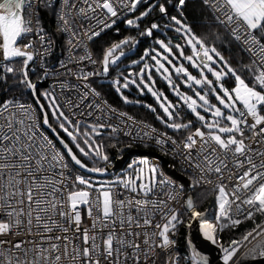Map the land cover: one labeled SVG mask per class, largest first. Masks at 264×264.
<instances>
[{
  "label": "snow or ice",
  "instance_id": "6c2138e0",
  "mask_svg": "<svg viewBox=\"0 0 264 264\" xmlns=\"http://www.w3.org/2000/svg\"><path fill=\"white\" fill-rule=\"evenodd\" d=\"M170 2L0 0V59L14 62L2 66L0 82L6 83L10 74L30 91L39 108L37 112L33 104L15 97L0 101V264H156L160 255L157 249L167 254L164 264H210L209 258L192 240L188 241L189 256L181 257L173 251L176 241L172 237L185 221L171 205L178 202L183 186L177 190L171 181L163 178L157 165L141 159L138 164L142 167L128 166L134 174L113 182H94L91 177L79 174L73 176L65 153L56 147V141L80 169L101 174L106 169L85 164L61 132L80 155L107 162L104 146L94 137L102 135L101 129L110 128L112 134L122 129L104 120V109L100 105L85 104L88 93L80 94L78 100L67 95L61 104L54 91L37 95V84L28 74L30 62L36 56L43 59L53 45L41 25L42 11H51L56 18V31L70 37L67 40L68 60L60 65L67 71L60 75L87 80L94 74L108 73L109 66L125 55L124 46L132 44L134 38L126 37L113 43L102 60L97 61L90 54L74 55L83 43L81 37L93 40L112 28L121 15L135 13L139 6L147 5L135 18L125 21L128 27L139 29L140 23L156 10L168 17L167 4ZM187 3L188 0H176L174 6L181 16ZM201 3L211 9L228 42L238 49L239 66L233 67L215 45L208 46L176 16L170 19L191 54H185V44L173 46L170 42L156 40L167 55L155 49V55H151L155 70L201 127L192 130V121L183 122L181 105L169 102L162 92L145 82L147 76L154 84L150 74L153 66L148 63L136 74L139 82L125 78L122 84L119 80L114 83L117 92L130 85L137 88L142 85L156 98L166 117L158 116L157 119L176 132L187 131L182 148L171 136L156 133L154 128L143 134L137 132L136 137L141 141L154 140L161 149L169 142L176 145L173 151L182 155L187 166L199 173L190 187L201 183L214 185L212 190L217 192L215 222L198 211V204L188 196L184 204L189 214L187 227L192 228L191 221H198L203 238L221 248L223 264H236L234 258L245 242L252 244L248 255L264 257V225H257L227 247L218 238L224 229L239 226L241 216L253 221L257 214L264 216V148L261 147L264 145V0H201ZM159 28L158 23H151L141 35L152 37L154 30ZM32 35L40 41L39 50L35 41L28 39ZM216 38L221 39L219 35ZM149 55L148 51L144 53L145 57ZM245 58L246 63L243 62ZM85 59L92 64L101 63L102 72L84 73L68 68L69 63L76 60L82 63ZM181 60L187 61L188 66L180 63ZM165 62L178 77H183L180 84L172 79ZM16 63L21 66L16 67ZM189 67L197 69L198 74L193 75ZM209 73L214 79L209 78ZM44 75H49L47 69ZM228 76L234 79L231 89L224 83ZM181 84L193 95L182 92ZM59 87L61 94L77 90L70 79L62 81ZM41 97L46 104L41 102ZM211 98L218 103H213ZM122 99L129 103L126 97ZM82 107L100 113L95 116L96 122L77 119V110L81 117L93 115L92 111L81 110ZM109 111L115 112V109ZM151 111L156 109L151 108ZM49 114L56 121V127L50 122ZM118 115L126 116L125 113ZM110 119L112 117L108 116ZM41 125L51 130L55 141L45 134ZM124 135L132 136L133 133L129 128ZM213 174L214 180L210 178ZM85 216L91 221L90 225H85Z\"/></svg>",
  "mask_w": 264,
  "mask_h": 264
},
{
  "label": "built area",
  "instance_id": "2783aa9c",
  "mask_svg": "<svg viewBox=\"0 0 264 264\" xmlns=\"http://www.w3.org/2000/svg\"><path fill=\"white\" fill-rule=\"evenodd\" d=\"M188 1H195V0H188ZM199 2H201V0H197ZM208 12L210 13V15L213 18V14L211 12V9L207 8ZM59 10V8L57 9ZM175 10L177 11L176 7ZM179 14V11H177ZM133 13H125L123 15H121L117 21L116 24L110 28V29H106L104 32H102L100 34V36L104 35L105 33L112 31L113 33H117L118 29H117V25L122 22L124 19L128 18L130 15H132ZM49 13L45 11H42L40 13V21H41V25L44 28L45 23H47V21H49ZM179 16L181 17V14H179ZM50 19H51V23L52 26H54L55 28L57 27V22H56V18L52 15V13L50 14ZM214 19V18H213ZM215 21V20H214ZM216 22V21H215ZM221 26V25H220ZM222 27V26H221ZM223 28V27H222ZM45 29V28H44ZM224 30V29H223ZM48 37L50 39L53 40V45H52V49L50 52H48L43 59L41 58V56H36L35 60L33 62H31L30 66H29V71L28 73L31 74L32 76V81L34 83L37 84V88L41 89L42 92L44 91H54L55 94L57 96L60 97V103L63 104L64 103V97L67 95H71L73 98H77L80 94L82 93H88V99L85 101V104H98L101 106V108L104 109V114H103V118L105 121H107L108 123L118 126L120 129H122V131H119L115 134L111 133V129L110 128H105L102 130V133H104L105 135H109L115 139L118 140H123L125 141L130 150L128 152H126L124 155H122V157L120 158V162L124 164V167L127 164H135L138 160L143 159H147L149 161L150 164H154L157 165L159 168V171L162 173V176L164 179L171 181L177 190L180 189V186H183V190L180 194V197L178 198V202H172V207L177 209L178 211H180V209H185L184 207V202H185V197L187 195V192L184 188V185L177 181L173 176L170 175L171 171H176L182 175H184L185 177H187L190 182L192 183L193 178H198L199 177V173L194 171L192 168L188 167L187 164L184 162L183 160V156L182 155H178L176 154L173 150L176 149V145L171 144L170 142L168 144H166L164 146L163 149H161L160 146L155 144L154 140H144L141 141L138 137H136V133L140 132L141 134H143V132L145 131H151V129H155L156 133H166L164 131H161L147 123H144L140 120H137L136 118L127 115L123 118L119 117V113H123L119 110H116L113 106H111L109 103L106 102V100L104 98H102L100 96V94L93 88V86L90 84V82L88 81V79L91 77L89 76L87 80L84 79H76L75 77H67L66 75H60V73L66 72L67 70L64 68H61V62H66L68 60L69 57V52H68V45H67V40L70 38L67 34L64 33H59L60 37L62 38V49L61 51H58V44L55 41L54 37L52 36V34L50 32H48L46 30ZM95 37L93 40H88L87 37H81L82 39V45L81 47H79L74 55L76 57L79 56H84L86 54H90L93 60H96L94 54H93V50H92V44L100 37ZM28 39L34 40L36 43V48L39 50L40 49V41L38 39V37L36 35H32L30 36ZM169 41L175 44H184L182 38L180 35L178 34H174L169 38ZM28 40H25V43H27ZM68 68H71L73 71L76 72H92V73H100L102 71H100V67H99V63L96 64H92L91 61L85 59L82 63L79 62L78 60L73 61L72 63L68 64ZM45 69L48 70L49 75L45 76L44 75V71ZM128 72L131 71H127L126 75L129 76ZM102 74H94L92 76H96V77H100ZM71 84H73L74 86H77V90L72 91L71 93L64 91L63 94H61V89L59 87L60 83L62 81L65 80H69ZM96 93H98L99 95H96ZM6 94V88H0V101L6 100L4 98ZM26 103H30L33 104L34 107H36L34 105V103L28 102V101H24ZM176 105H181L179 102L176 103ZM181 108V107H180ZM109 109H115V112H110ZM37 110V108H36ZM83 111L87 112V111H92L93 115L90 117H81L78 115L80 110H77V119L80 120H84L85 123H94L95 121V116L100 114L98 113L95 109H87V108H83ZM65 111H67V109H65ZM38 112V110H37ZM108 116H111L112 119L108 120ZM127 117H132V120H128ZM123 121V122H122ZM132 131L133 135L132 136H126L124 135V131L127 130ZM42 130L45 132L46 135H48L51 139L52 137L42 128ZM156 133H154L153 135H155ZM168 136H171L173 139H175L177 141L178 144H181V148H182V141L183 139H177L174 136L166 133ZM56 147L58 149H60L57 144ZM262 148H264V145H261ZM177 152H179L180 150L177 149ZM147 152V153H145ZM151 153V154H149ZM127 156L126 160H124V156ZM66 161L68 162L67 158L65 157ZM164 159L166 160V163L164 162ZM117 164V162H115ZM115 163L113 164H107L105 165V169L107 170V173L110 174L111 179H113L116 176L115 171ZM69 164V168L71 169V172L73 174V176L77 175L74 170L72 165L68 162ZM211 179H215V175L213 174L211 177ZM231 186V185H230ZM214 185L212 184H207V183H201L199 185H196L193 187L192 189V193L193 195L199 191H205L209 194L207 201L206 202H202V203H197L198 204V211L200 212H204L206 215V218L215 222V216L217 214V206H216V195L217 192L213 191ZM186 215H184V219L187 220V223L189 222V214L187 213L186 210ZM181 214V212H180ZM261 224L260 225H264V216H261ZM157 221H159V217H156ZM240 219L242 220V222L245 220L243 219V217L241 216ZM252 222L254 223V225L256 224L257 220L256 218H254V221L252 220ZM85 225H90L91 221H89L86 216H85V220H84ZM192 223V221H191ZM197 224H199L198 221H196L194 227L197 226ZM236 227V226H235ZM235 227H233V229H235ZM149 231H151V229H149ZM185 232L186 234L183 235L181 233H177L176 236L172 237L173 239H175L176 241V247L173 250L174 252L178 253L181 257H187L190 255L191 249L188 246L187 243V251H183L180 247V243H182V241H184V237L187 238V240L189 241V235H190V228L187 227V224L185 225ZM218 238L220 240V242L227 247L229 245V243L232 240H240L241 238H231L227 244H224L221 241V237H220V232L218 234ZM251 241V238H250ZM210 242V241H209ZM254 242V241H253ZM252 242V243H253ZM211 245H213L215 247V249L218 250L219 252V256L215 261H219L221 264H223V252L221 250V248L216 245V244H212L210 242ZM251 245V243L249 242H245L244 245L240 248L239 252L237 253V256L234 258L235 261H237L241 255L246 251V249ZM157 252L160 253L159 258L156 261V264H164V260L166 258V253L160 252L159 249H157ZM216 251H212V250H207L205 255L208 258H211L213 255H215Z\"/></svg>",
  "mask_w": 264,
  "mask_h": 264
},
{
  "label": "trees",
  "instance_id": "16d2710c",
  "mask_svg": "<svg viewBox=\"0 0 264 264\" xmlns=\"http://www.w3.org/2000/svg\"><path fill=\"white\" fill-rule=\"evenodd\" d=\"M153 2H163V0H149V3ZM175 3L176 0H171L170 3L167 4L169 16L163 17L158 10L154 11L149 17L145 18L140 23V28H130L125 27V19L120 22L117 25V33H112V31L105 33L104 35L100 36L93 44H92V50L93 54L97 61H101L103 58V54L106 51L108 47H110L113 43L119 42L122 39L126 37L134 38V42H137L136 49L134 56H139L142 54L143 51L148 50L150 55L146 57L148 60V63L151 62V54L153 48H158L156 44V40H162L164 42L169 41V38L174 35L178 34L174 29L170 28L173 26V22L171 21V16H176L177 18L182 19V21L189 25L193 31L198 37L204 39L205 43L208 46L215 45V47L218 49V51L232 64L233 67H238L240 62V57L238 54V49L235 47L234 44H231L228 42V37L223 30V28L214 21L206 7L199 1H188L186 7L183 10V16H179L178 12L175 10ZM147 5H141L139 6V9L137 12L133 13L129 17H136L139 15L140 11H143ZM49 13V21L45 23L44 28L48 32L52 34L55 41L58 44V51H61L62 49V38L59 35V32L56 31V28L52 26L50 14L51 11H47ZM128 17V18H129ZM127 19V18H126ZM158 23L160 25V28L158 30H154L153 36H143L141 35V31L145 28H147L151 23ZM165 25H168V27H165ZM176 26V25H175ZM161 30V31H159ZM165 32V35L163 33ZM217 35L221 37V39H217ZM171 43V42H170ZM174 43H171L173 45ZM131 44L125 45L123 48V51L127 50ZM174 46V45H173ZM190 51L185 46V54H189ZM129 57H124L121 61H119L113 69L109 68V71L107 73L106 78H113L114 74H126L127 71H131L132 73H136L139 69L138 66L134 67V70L132 68H121L120 70L116 71L115 67L118 65H121L122 63L126 62ZM244 63L247 62V59L245 58ZM99 63V62H98ZM21 65L18 63L16 67H20ZM102 66L101 63H99V67ZM1 72V69H0ZM29 78L32 80V76L30 73ZM151 76L152 80L155 82V86H152L154 90L161 89L165 96H168L171 98L170 89L168 85L166 86L160 79L159 75L154 71L151 70ZM102 79H105V77H96L91 76L88 81L93 86V88L100 94L102 98L106 100L107 103H109L111 106H113L116 110H119L127 115H130L137 120H140L144 123H147L161 131H164L172 136H174L177 139H183L188 133L187 132H175L168 130L160 119H157V117L160 115L158 110L156 109L155 112L151 111V108H154L152 105L154 101L152 100L151 96L148 94H139L136 89H121V92L116 91L115 85H113L109 81H103ZM145 80H147V77L145 76ZM122 82V81H121ZM7 93L5 94L4 98H19L22 101H28L33 103V99L31 97V94L29 90L25 89L23 85L18 83V80L14 77H12L10 74L8 75L7 81ZM226 85H233L232 82H230V78L225 80ZM5 87V85H3ZM37 95H40L42 93V90L37 88L36 90ZM123 97H126L129 101V103H125ZM173 104H175L177 101L173 99ZM41 102L45 103L41 97ZM150 106V107H149ZM180 115L183 117L185 114H183V107L181 105L180 108ZM50 122L52 123L53 127H56V121L51 118V115L49 114ZM198 126L197 123H193L192 130H194ZM60 135L64 138V140L70 145L74 153L78 155V157L89 167H91L84 159L80 156L74 149V146L71 142H69L64 135L63 132L60 133ZM96 141L101 142L103 147V151L108 155V157L111 159L112 156H118L121 154H125L130 150L128 144L123 140L115 139L109 135H101L99 136ZM112 145H115L113 147ZM69 162V161H68ZM74 172L76 169H74ZM76 173V172H75ZM195 194L193 195L194 199ZM255 227L252 220H244L239 226H236L235 229L233 227H229L224 229L222 232H220L221 241L224 244H227L228 241L231 238H241L243 237L248 231H251Z\"/></svg>",
  "mask_w": 264,
  "mask_h": 264
},
{
  "label": "rangeland",
  "instance_id": "374dc122",
  "mask_svg": "<svg viewBox=\"0 0 264 264\" xmlns=\"http://www.w3.org/2000/svg\"><path fill=\"white\" fill-rule=\"evenodd\" d=\"M129 18H135V17H129ZM128 19V18H127ZM127 19H125V21L127 20ZM125 27H128L127 25H126V23H125ZM177 26H175V25H173V26H171L170 28H172V29H174V31H175V28H176ZM159 31H161V30H159ZM110 32V31H109ZM113 33V32H112ZM163 35H165V32L163 33ZM178 35H180L179 33H178ZM181 36V35H180ZM181 38H182V36H181ZM125 39V38H124ZM123 40V39H122ZM182 40H183V42H184V44H185V41H184V39L182 38ZM170 41H167V42H165V43H169ZM116 43H118V42H116ZM172 43V42H171ZM136 45H137V42L135 41V42H133L132 44H131V46L127 49V50H125L124 51V53H125V55L123 56V57H121L120 58V60L119 61H121L124 57H129L128 58V60L126 61V62H124V63H122L121 65H118V66H116L115 67V70L116 71H118V70H120L121 68H126V69H130V68H132L133 70H134V67L135 66H138L139 67V69H138V71L134 74V73H132V70H131V72H128V74L129 73H132L133 75L132 76H128V75H126V74H116V72H115V74H114V77L113 78H106V76H107V73L106 74H102L101 76L102 77H105V79H102L103 81H109V82H111L113 85H115V86H117L114 82L116 81V80H119L120 82H121V84L124 82V80H125V78H128V79H136L137 80V82H139V78H138V76H136V74L137 73H139L140 72V70L143 68V64L144 63H148V60L146 59V57L144 56V53L146 52V51H148V50H146V51H143L142 52V54L141 55H139V56H134V53H135V49H136ZM173 45H175V43L173 44ZM157 46H158V48H153V49H155V51H158V52H160L162 55H167V53H164L163 52V49H161L160 48V46L157 44ZM185 46H186V48L188 49V51H190V53L189 54H191V50H190V48H188L187 47V45L185 44ZM153 49H152V54L151 55H155V52L153 51ZM173 51H176L175 50V48H173ZM149 52V51H148ZM119 61H117V63L119 62ZM162 62H164V61H162ZM180 63H184L185 64V66H188V64H187V61H183V60H181V61H179ZM9 63H14V62H7V63H4V64H9ZM116 63V64H117ZM4 64H0V69H1V72L3 71V68H2V66L4 65ZM18 63H16V65H17ZM115 64V65H116ZM150 66H153L152 68H151V70H154L158 75H159V77H160V79H161V81L167 86L168 85V83H167V81L166 80H164L163 79V77H162V75L159 73V72H157L156 70H155V67H154V65H155V62L151 59V62L150 63H148ZM102 65V64H101ZM115 65H110L109 66V68H111V69H113V67L115 66ZM165 66L166 67H169V70H170V72H172V79L177 83V84H180L181 83V81H182V79H183V77L182 76H180V77H178L175 73H174V71H172V69H171V67L169 66V65H167V63L165 62ZM189 71L193 74V75H197L198 74V70L197 69H193V68H191V67H189ZM209 75V78L210 79H214L213 77H211V74L209 73L208 74ZM147 77V76H146ZM230 78V82H232V86L231 85H226L225 84V86L226 87H229V89H231L233 86H234V79L233 78H231L230 76H228V77H225V80L226 79H229ZM225 80H224V83H225ZM145 82L146 83H149L150 84V86H155V82H154V84H152V82L151 81H148V80H145ZM3 85H5V88H6V93H7V86H6V84L5 83H3V82H0V88H4V86ZM169 87V86H168ZM131 88H133V89H136L137 91H138V93L139 94H143V93H145V94H148V95H150L151 96V98H152V100L154 101V103H153V107L155 108V109H157L158 110V112L160 113V117H164V114H163V110L160 108V106H159V103L157 102V100H156V98L155 97H153L152 96V94L150 93V92H148V90L146 89V88H143V86L141 85V87L140 88H137L135 85H130L127 89H131ZM122 89H124V88H122ZM169 91H170V95H171V98L170 97H168V96H165V94H164V92L161 90V89H157V90H155V91H157V92H162L163 94H164V97H167V100L169 101V102H171V103H173V99H175L177 102L176 103H180L181 105H182V107H183V114H185V116H181L182 118H183V122H188L189 120L190 121H192V125H193V123H197L198 124V126L197 127H201V125H200V122L199 121H197L196 120V117L190 112V110H188L187 109V106L186 105H183L182 104V101H180L179 100V98L174 94V92L172 91V89L169 87ZM180 90L182 91V92H184L185 94H187V95H193V93L191 92V90H189V89H187L186 87H184L182 84H181V87H180ZM5 99H10V98H5ZM212 99V102L213 103H218L217 101H215V99L214 98H211ZM161 100H163V97L161 98ZM47 102L45 101V104H46ZM175 103V104H176ZM203 114V113H202ZM204 115H206V118H209L210 119V116H208V114H204ZM165 119H166V117H164ZM163 125L166 127V125L163 123ZM196 127V128H197ZM167 128V127H166ZM168 130H171V131H174L173 129H170V128H167ZM102 130L103 129H101V132H102ZM195 130V129H194ZM205 131H207L206 129H205ZM176 132V131H175ZM180 132H187L186 130H182V131H180ZM65 135V134H64ZM105 136V134L104 133H102V136ZM66 136V135H65ZM101 136V135H100ZM99 136H96V137H94V139L96 140L97 138H98ZM66 138H67V140L69 141V142H71V140L66 136ZM98 142V141H97ZM72 143V142H71ZM98 144H101L102 145V143L101 142H98ZM74 146V149L76 150V152L79 154V151H78V149H76V147H75V145H73ZM122 155H124V154H121V155H118V156H112V158L110 159L109 157V159H108V161L107 162H104V161H102V160H98V161H94V160H92V159H89V158H87V157H84V156H82V155H80L81 157H83V159L91 166V167H93V166H96V167H101V168H105V165H107V164H113V163H115V162H117V164L115 163V166L116 165H118V168H116L115 169V173H116V176L113 178V179H111L110 177H95V176H90V175H86V174H84V173H81V172H79L78 170H75V172H76V174H79V175H83V176H86V177H91L92 178V180L94 181V182H113V181H116V180H119V179H123V178H126L128 175H130V174H134V170L133 169H131V168H129L128 166H129V164H127L126 166H125V168H123L124 167V162L123 163H121L119 160H120V158L122 157ZM143 159V158H142ZM140 160H138L136 163H135V166L136 167H142L141 165H139L138 164V162H139ZM108 176H110V174L108 173L107 174ZM208 196H209V194L207 193V192H205V191H199V192H197V193H195V196H194V201H196V203H202V202H206L207 201V198H208ZM217 196V195H216ZM216 206H217V202H216ZM179 212H181V218L185 221V223L184 224H182V225H179L178 227V230H177V233H181V234H183V235H185L186 234V232H185V225L187 224V220L186 219H184V215H186V210L184 209H180V211ZM255 218H256V220H257V222H256V224H255V227L257 226V225H260L262 222H261V218H260V215L259 214H257L256 216H255ZM182 226V229H180V227ZM254 227V228H255ZM180 229V230H179ZM187 243H188V240H187V238H185L184 237V241H182V243H180V247H181V249L183 250V251H187Z\"/></svg>",
  "mask_w": 264,
  "mask_h": 264
},
{
  "label": "water",
  "instance_id": "95a60500",
  "mask_svg": "<svg viewBox=\"0 0 264 264\" xmlns=\"http://www.w3.org/2000/svg\"><path fill=\"white\" fill-rule=\"evenodd\" d=\"M8 61H0V64H4L7 63ZM31 64V62H30ZM30 66V65H29ZM100 71H102V66H100ZM30 92V91H29ZM31 94V93H30ZM31 97L33 99V103L35 105V101H34V97L31 94ZM36 106V105H35ZM38 112H39V108L38 106H36ZM41 127L52 137V139L55 141V135L51 132L50 129L44 127L43 125H41ZM57 146L60 148V150L62 152L65 153V157L67 158V160L69 161V163L72 165V167L76 170H78L81 173H84L86 175H90V176H95V177H107L108 173L107 170L104 173H90L87 172L86 170L80 169L78 166H76L70 159V157L67 156L66 151L63 149V147L59 144L58 141H56ZM70 146V145H69ZM74 152V151H73ZM147 153V152H145ZM151 154V153H149ZM128 154L126 156H124V160H126ZM164 162L166 163V160L164 159ZM118 168V165L115 166V169ZM170 175L173 176L177 181L181 182L184 185V188L187 192V195L185 197V201L188 198V196H192L193 197V193H192V189L193 187H190L192 185V183L190 182V180L185 177L184 175L176 172V171H171ZM185 204V202H184ZM196 221H192V228H190V235H189V240H192L194 245L197 247V249L199 251H201V253L203 255H205L207 250H212V251H216L215 255H213L211 258H209L210 264H221L219 261H215L218 256H219V252L217 249H215V247L213 245L210 244L209 241L205 240L203 238V234L202 232L199 231V224H197L196 227H194ZM254 243V242H253ZM252 246V244L246 249V251L241 255V257L236 261V264H264V257L259 256L258 254H253V255H248V250L249 248Z\"/></svg>",
  "mask_w": 264,
  "mask_h": 264
},
{
  "label": "bare ground",
  "instance_id": "6f19581e",
  "mask_svg": "<svg viewBox=\"0 0 264 264\" xmlns=\"http://www.w3.org/2000/svg\"><path fill=\"white\" fill-rule=\"evenodd\" d=\"M98 178H99V177H98ZM100 178H101V177H100ZM103 178H104V177H103ZM178 228H179V227H178ZM180 229H182V226L180 227ZM180 229H179V230H180Z\"/></svg>",
  "mask_w": 264,
  "mask_h": 264
},
{
  "label": "flooded vegetation",
  "instance_id": "af4514ba",
  "mask_svg": "<svg viewBox=\"0 0 264 264\" xmlns=\"http://www.w3.org/2000/svg\"><path fill=\"white\" fill-rule=\"evenodd\" d=\"M2 59H0V61H1Z\"/></svg>",
  "mask_w": 264,
  "mask_h": 264
}]
</instances>
